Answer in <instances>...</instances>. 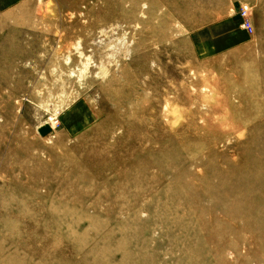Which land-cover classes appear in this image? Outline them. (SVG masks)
<instances>
[{
	"label": "rangeland",
	"instance_id": "obj_1",
	"mask_svg": "<svg viewBox=\"0 0 264 264\" xmlns=\"http://www.w3.org/2000/svg\"><path fill=\"white\" fill-rule=\"evenodd\" d=\"M0 264H264V0L0 6Z\"/></svg>",
	"mask_w": 264,
	"mask_h": 264
},
{
	"label": "built area",
	"instance_id": "obj_2",
	"mask_svg": "<svg viewBox=\"0 0 264 264\" xmlns=\"http://www.w3.org/2000/svg\"><path fill=\"white\" fill-rule=\"evenodd\" d=\"M240 14L242 18V26L244 28H248L249 30L253 31L254 30V24L252 23L251 20V9L249 8L248 5H242L240 8Z\"/></svg>",
	"mask_w": 264,
	"mask_h": 264
},
{
	"label": "crops",
	"instance_id": "obj_3",
	"mask_svg": "<svg viewBox=\"0 0 264 264\" xmlns=\"http://www.w3.org/2000/svg\"><path fill=\"white\" fill-rule=\"evenodd\" d=\"M8 1L10 2V1H14V0H3V1H1V4L2 5L6 4ZM2 5H0V6H2ZM217 27H218V31L225 32L226 36H228V34H231V35L234 34L228 30V25H226V24H221L220 26H217ZM221 42L223 43V41H221Z\"/></svg>",
	"mask_w": 264,
	"mask_h": 264
},
{
	"label": "bare ground",
	"instance_id": "obj_4",
	"mask_svg": "<svg viewBox=\"0 0 264 264\" xmlns=\"http://www.w3.org/2000/svg\"><path fill=\"white\" fill-rule=\"evenodd\" d=\"M246 5H248V4H246ZM246 5H245V6H246ZM248 6H249V5H248ZM249 8H250V6H249ZM250 9H251V8H250ZM251 11H252V10H251Z\"/></svg>",
	"mask_w": 264,
	"mask_h": 264
}]
</instances>
